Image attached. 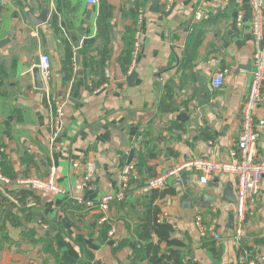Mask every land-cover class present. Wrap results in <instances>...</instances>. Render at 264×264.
Listing matches in <instances>:
<instances>
[{
	"label": "crops",
	"instance_id": "1",
	"mask_svg": "<svg viewBox=\"0 0 264 264\" xmlns=\"http://www.w3.org/2000/svg\"><path fill=\"white\" fill-rule=\"evenodd\" d=\"M151 5V0H137L135 9L143 10L137 29L130 0H97L96 5L87 0H0V174L11 177L0 189V264H147L146 259L134 260V252L144 246L136 232L154 215L150 239L159 253L167 252V241L174 239L187 246L184 263L238 264L232 240L236 206L223 194L229 187L234 196L235 177L219 175L217 186H201L197 176L186 173V184L169 180L156 194L142 188L147 179L178 163L230 159L254 52L250 7L234 0H160L159 11L152 12ZM45 7L46 21L33 25L30 17H39ZM197 11L205 15L198 22L193 21ZM131 24L134 38L139 31V53L124 72L119 59L125 28ZM66 47L73 63L65 83ZM97 48L108 52L104 69L109 78L104 69L103 77L93 75L90 62L97 59ZM41 53L51 60L47 88L63 103L61 130L54 138L49 105L31 73ZM218 69L226 71L224 85L211 92L208 84ZM132 72L136 77L130 85ZM199 78L207 81L205 93L199 92ZM262 92L254 114L262 123L260 157L264 87ZM131 152V160L137 155L140 180L130 183L122 201L110 204L107 223L100 226L96 209L17 184L45 178L52 169L55 183L70 195L95 201L118 189ZM87 163L95 167V189L83 193L80 180ZM259 186L242 241L256 256H264V178ZM204 195L215 200L206 206ZM197 216L221 241L200 236Z\"/></svg>",
	"mask_w": 264,
	"mask_h": 264
},
{
	"label": "built area",
	"instance_id": "2",
	"mask_svg": "<svg viewBox=\"0 0 264 264\" xmlns=\"http://www.w3.org/2000/svg\"><path fill=\"white\" fill-rule=\"evenodd\" d=\"M230 0H223L226 4ZM237 4L247 3L250 7V34L254 45V52L251 59V72L248 90L240 109V130L236 141L235 148L230 153L228 162L221 163L209 159H195L188 163H178L161 174L147 179L144 182L142 190L160 191L164 189L169 180L180 184L182 182L181 175L192 173L197 176V183L201 186L207 185L213 178L219 175H231L236 178L237 186L234 192L235 196V228L232 235V240L238 247V264H264V256H256L248 249L242 241L245 221L254 215L255 205L258 202L260 194V182L264 178V157L257 154L258 129L262 123H257L254 118L257 107L263 101L264 87V47L263 27H264V0H234ZM89 5H96L97 0H87ZM137 29L143 17V10L137 9ZM205 15L201 11H197L193 21H201ZM237 25H240V19H237ZM139 31L135 34V43L131 54V64L133 66L139 53V44L137 43ZM33 36L35 34L33 33ZM38 65L36 66L39 72V77L42 83V91L46 102L49 105L51 115L49 119V127L52 131V136L57 137L62 126V107L63 103L47 86L51 79V60L48 55L41 53L38 55ZM225 70L218 69L209 81V90L216 92L224 85ZM104 76L109 78V71L104 69ZM74 168L78 164L73 165ZM95 167L93 163H87L84 166L80 187L85 192H92L94 187ZM140 180L137 171V155L124 165L121 170L120 183L118 189L111 194H105L98 197L95 201H85L83 196H72L53 180V170L50 169L45 178H29L17 181V184L26 186L28 190L42 195H61L66 196L78 204H84L87 208L96 209L100 216L96 221L98 226L107 223V215L109 206L113 201H122L130 183ZM10 184V180L0 174V189L3 185ZM200 236L209 237L215 241H221L220 234L214 232L212 228L205 229L202 225V218L197 216L195 219ZM114 233L113 228L109 230V236Z\"/></svg>",
	"mask_w": 264,
	"mask_h": 264
},
{
	"label": "trees",
	"instance_id": "3",
	"mask_svg": "<svg viewBox=\"0 0 264 264\" xmlns=\"http://www.w3.org/2000/svg\"><path fill=\"white\" fill-rule=\"evenodd\" d=\"M134 8L130 10L131 12V18H132V24L135 22V15L137 9V0H130ZM127 25L125 28V32L123 35V41H124V49L121 54V57L119 59L121 63L122 70L124 72H127L128 67L131 64V54L133 51L135 38H134V28L133 25ZM89 44L86 45L85 49L87 48ZM98 49V57L97 59H92L94 61H91V67H94L93 75H98L103 77V69L105 66V62L108 59V52L101 49ZM72 52L69 47L65 48L64 56L62 59V71L64 74V82L66 83L67 75L69 73V68H71L72 65ZM3 167H6V164L3 165ZM2 174V173H1ZM4 176V173L3 175ZM154 177V176H153ZM11 178V177H10ZM9 178V179H10ZM152 178V177H151ZM153 194H156V191H152ZM157 213V211L154 209L153 214ZM146 223L141 228V231H137V237L141 242L144 243V246L141 247V249L136 250L134 252V260L135 261H142L147 260V264H194L192 262H186L184 263V256H183V249L187 248V246L183 242H179L174 239H169L167 241L168 251L163 252L162 254L159 253V248L154 246L151 243V234H152V226L153 224H156L155 215L152 217H147Z\"/></svg>",
	"mask_w": 264,
	"mask_h": 264
},
{
	"label": "water",
	"instance_id": "4",
	"mask_svg": "<svg viewBox=\"0 0 264 264\" xmlns=\"http://www.w3.org/2000/svg\"><path fill=\"white\" fill-rule=\"evenodd\" d=\"M160 0H151L152 2V5H151V8L150 10L152 12H158V3H159ZM46 17H47V9L46 7L43 9L42 13L39 15V17H30V21L33 25L35 26H38L40 24H43L45 21H46ZM262 44H264V38H263V41H262ZM75 59H77V57H75ZM38 62H39V59H38V56L35 58V64H34V68L33 70L31 71L32 73V76H33V80H34V86L36 89L40 90L42 88V83H41V80H40V77H39V72H38V69H37V65H38ZM136 77V73L135 72H132L128 77H127V82L132 85L133 84V80L135 79ZM207 81L205 79H202V78H199V83H200V88H199V92L200 93H205L207 91ZM132 152L129 154L128 156V159H127V163L131 161V158H132ZM181 178L183 180V183L186 184L187 181H188V178L185 176V174H182L181 175ZM218 182V178L215 177L213 178L208 185H212V186H217ZM223 194L225 195V200L226 201H231V202H234L235 203V197L233 196V193L231 191V189L229 187H225L224 191H223ZM90 193H87L86 196H89ZM95 196V197H94ZM94 198H96V195H93ZM87 198V197H85ZM89 199H91L90 197H88ZM92 198V199H94ZM203 201L205 202L206 206L209 205L210 202L214 201L215 200V197L214 196H207V195H204L203 196ZM194 203H196V205L199 204V201L198 199H194L193 200Z\"/></svg>",
	"mask_w": 264,
	"mask_h": 264
}]
</instances>
